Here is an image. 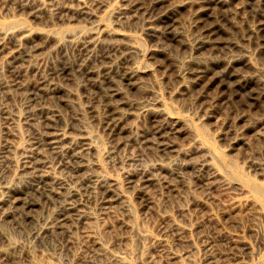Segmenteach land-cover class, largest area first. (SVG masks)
<instances>
[{
	"label": "rangeland",
	"instance_id": "obj_1",
	"mask_svg": "<svg viewBox=\"0 0 264 264\" xmlns=\"http://www.w3.org/2000/svg\"><path fill=\"white\" fill-rule=\"evenodd\" d=\"M155 2L0 0V264H264V0Z\"/></svg>",
	"mask_w": 264,
	"mask_h": 264
},
{
	"label": "bare ground",
	"instance_id": "obj_2",
	"mask_svg": "<svg viewBox=\"0 0 264 264\" xmlns=\"http://www.w3.org/2000/svg\"><path fill=\"white\" fill-rule=\"evenodd\" d=\"M168 0H156V2L154 3V5L152 6V8H150V9H148V10H146L147 11V13L149 14V15H156V16H159L160 14H161V16H160V18H158V21L160 20V23L162 24V26H167V24H169V22H170V20H171V18H172V16L170 15V14H168L166 11L164 12V4L167 2ZM168 3V2H167ZM216 4V3H215ZM141 5V4H140ZM206 6V5H205ZM132 8V7H131ZM135 8H137V6L135 7ZM129 9V8H128ZM133 9H134V6H133ZM139 9V8H138ZM139 10H141V9H139ZM138 10V11H139ZM142 10H143V8H142ZM173 10V9H172ZM128 11V10H127ZM137 11V10H136ZM136 11H135V13H136ZM171 11V10H170ZM131 12V11H130ZM133 13V12H132ZM131 13V14H132ZM142 13V12H141ZM138 14H140V13H138ZM137 14V15H138ZM170 15V16H169ZM175 15V14H174ZM141 16V15H140ZM147 17H148V15H146ZM84 17V16H83ZM174 18V17H173ZM125 19H127L126 17H125ZM135 19V18H134ZM141 20H142V18H141ZM139 21V20H138ZM133 22H135V21H133ZM140 22V21H139ZM128 23V22H127ZM172 23V22H171ZM152 24V23H151ZM155 25V24H154ZM98 26V25H97ZM158 26V25H157ZM161 26V25H160ZM216 26V25H215ZM158 28V27H157ZM164 28V27H163ZM260 28H261V26H260ZM161 29V28H160ZM93 30V29H92ZM167 30H170V29H167ZM261 30V29H260ZM166 31V30H165ZM101 32V31H100ZM96 34V33H95ZM168 34V33H167ZM213 34H214V29L213 28H209V29H206L204 32H203V41L200 43L201 44V47L202 48H205V47H211L212 49L213 48H215L214 47V45H215V43L213 42V40H212V37H214L213 36ZM98 35V34H97ZM96 35V36H97ZM105 35V34H104ZM95 36V37H96ZM98 37V36H97ZM3 39V38H2ZM216 40V39H215ZM87 41V40H86ZM80 42V41H79ZM74 43V42H73ZM98 43H99V37L98 38H93L92 39V41L91 42H89V44H92L94 47H97V45H98ZM199 44V45H200ZM76 45V44H75ZM103 45V44H102ZM114 46V45H113ZM82 47V46H81ZM112 47V46H111ZM78 48V47H77ZM90 48H91V46H90ZM200 48V47H199ZM83 49V48H82ZM103 49V48H102ZM110 49V48H109ZM113 49H115V48H113ZM117 49V48H116ZM215 49H217V48H215ZM218 49H219V47H218ZM118 50H119V48H118ZM204 50H206V48L204 49ZM207 50H208V48H207ZM95 51V50H94ZM98 51H99V49H98ZM106 51H108V50H106ZM210 51V50H209ZM84 52V51H83ZM92 52V50H88V47H85V53H83V54H88V55H90V53ZM111 52V51H110ZM115 52H118V51H115ZM214 53V52H213ZM81 54V53H80ZM96 54V53H95ZM106 54V53H105ZM114 54V53H113ZM121 54V53H120ZM102 55H104V54H101V56ZM83 56V55H82ZM126 56V55H125ZM96 57V56H95ZM99 57V56H98ZM104 57V56H103ZM106 57V56H105ZM100 59V58H99ZM123 60V59H122ZM125 60V59H124ZM82 61V60H81ZM21 63V62H20ZM103 63V62H102ZM88 64V63H87ZM82 65V64H81ZM86 65V64H85ZM117 65V64H116ZM78 66V65H77ZM80 66V65H79ZM78 66V67H79ZM87 66H89V65H87ZM202 66V65H201ZM200 67V66H199ZM81 68V67H80ZM88 68V67H87ZM122 68V67H121ZM120 68V69H121ZM205 68V67H204ZM63 69V68H62ZM72 69V68H71ZM74 69V68H73ZM78 69V68H77ZM123 69V68H122ZM61 70V69H60ZM84 70V69H83ZM87 70V69H86ZM90 70V69H89ZM106 70V69H105ZM124 70V69H123ZM208 70H210V69H208ZM93 71H94V68H93ZM92 71V72H93ZM61 72V71H60ZM59 72V73H60ZM91 72V73H92ZM137 71H133V72H131V71H129L128 73L127 72H125L124 74H122L121 76H120V79L122 80V81H132L133 79H134V77H135V75L137 74L136 73ZM209 72V71H208ZM54 73V71L52 72V74ZM55 73H57V71L55 72ZM62 73L65 75V73H67L66 72V70L64 69L63 71H62ZM101 73V72H100ZM228 73V72H227ZM89 74V73H88ZM121 74V73H120ZM192 76H193V78H196V80H197V82L199 83L203 78H204V76L206 75V72H204L203 71V69L202 70H200L199 69V71H191V73H190ZM229 74V73H228ZM117 75V74H116ZM226 75V74H225ZM55 76V75H54ZM54 76H53V78H54ZM57 76V75H56ZM43 77H45V76H43ZM88 77V76H87ZM223 77V76H222ZM225 77V76H224ZM231 77V76H230ZM89 78V77H88ZM117 78H118V76H117ZM103 79V78H102ZM110 79V78H109ZM45 80V79H44ZM46 80H48V79H46ZM62 80V79H61ZM105 80V79H104ZM226 80H228L227 78H226ZM87 81V80H86ZM95 81V80H94ZM39 82H41V81H39ZM48 81H46V83H47ZM93 82V81H92ZM109 82V81H108ZM107 82V83H108ZM49 83V82H48ZM105 83V82H104ZM123 83V82H122ZM134 83V82H133ZM195 83V82H194ZM197 83V84H198ZM40 84V83H39ZM59 84V83H58ZM41 85H43V84H41ZM46 85V84H45ZM107 85V84H106ZM109 85V84H108ZM199 85V84H198ZM95 86V85H94ZM48 87H50V86H48ZM53 87V86H52ZM55 87V86H54ZM47 89V88H46ZM48 89H50V88H48ZM52 89V88H51ZM107 89V88H106ZM38 90V89H37ZM119 91V90H118ZM37 92V91H36ZM115 92V91H114ZM112 95V94H111ZM36 96V95H35ZM39 99V98H38ZM110 100H112V99H110ZM109 100V101H110ZM113 101V100H112ZM108 107V106H107ZM119 107H121V106H119ZM156 107V106H155ZM119 109V108H118ZM112 110V109H111ZM108 111V110H107ZM123 111V110H122ZM163 111V110H162ZM158 112V111H157ZM112 113V112H111ZM121 114V113H120ZM154 114V113H153ZM119 115V114H118ZM115 116V115H114ZM113 117V116H112ZM53 118V117H52ZM55 118H57V117H55ZM163 119V118H162ZM49 121V120H48ZM47 121V131H48V133L49 134H47V139H48V141H50V144H51V147L53 148V150L55 149V150H57L58 148L59 149H64L65 151H67V153H71L72 154V157L74 158V160L76 159V160H78V158H77V155H76V152H78V151H76V148L74 147V146H72V145H70L69 143V145H65L66 144V139H65V136H63L61 133H59V131H61V130H59V131H55V132H51V124H49V122ZM109 121V120H108ZM119 121L121 122V120L120 119H115L114 121H113V123L111 124L112 125V127H113V129L112 130H118V128H119V126H118V123H119ZM165 121V120H164ZM152 122V121H151ZM163 122V121H162ZM51 123V122H50ZM44 124H45V122H44ZM153 124V123H152ZM53 125H55L54 123H53ZM62 125V124H61ZM154 125V124H153ZM44 127V126H43ZM55 127V126H54ZM54 127H52V128H54ZM57 127H59L58 125H57ZM110 127V126H109ZM109 129V128H108ZM174 129V128H173ZM121 131V130H120ZM154 132H153V134H154V137H155V141L157 140V142L155 143V144H157V146L159 147V148H164V147H166L165 145V138L167 137V134L169 133V131H172V129L169 127V125L167 126V125H165V124H159V125H157V126H155V128H154V130H153ZM69 132V131H68ZM117 132H119V131H117ZM123 134V133H122ZM170 135V134H169ZM46 136V135H45ZM44 138V137H43ZM153 138V137H152ZM45 139V138H44ZM39 140V139H38ZM47 141V140H46ZM48 141H47V143H48ZM71 141V140H70ZM82 141V140H81ZM83 142V141H82ZM47 143H45V144H47ZM77 144V143H76ZM79 145V144H78ZM66 146V147H65ZM81 146H82V144H81ZM78 147V146H77ZM84 147V146H83ZM82 148V147H81ZM86 148V147H85ZM58 149V150H59ZM165 149V148H164ZM81 150V149H80ZM84 150V149H83ZM38 151V150H37ZM50 151H51V149H50ZM62 151V150H61ZM87 151V150H86ZM60 152V151H59ZM58 152V153H59ZM82 152V151H81ZM85 152V151H84ZM83 152V153H84ZM29 153H31V152H29ZM32 154V153H31ZM64 154V153H63ZM79 154V153H78ZM82 155V154H81ZM38 156V155H37ZM67 156V155H66ZM29 157V156H28ZM31 157V156H30ZM42 157V156H41ZM49 157H51V156H49ZM52 157H54V156H52ZM61 157V156H60ZM81 157H83V156H81ZM71 158V157H70ZM29 159V158H28ZM61 159V158H60ZM60 159H59V161H60ZM63 159V158H62ZM65 159V158H64ZM81 159V158H80ZM32 160V159H31ZM76 160H75V162H76ZM35 161V160H34ZM33 161V162H34ZM65 161V160H64ZM73 161V160H72ZM79 161V160H78ZM83 161V160H82ZM27 162V161H26ZM37 162V161H36ZM40 162V161H39ZM38 162V163H39ZM65 163V162H64ZM29 164V163H28ZM36 164V163H35ZM75 164H77V163H75ZM40 165V164H39ZM65 165H66V163H65ZM35 166V165H34ZM36 166H38V165H36ZM35 166V167H36ZM140 166V165H139ZM203 166V165H202ZM201 166V167H202ZM206 166V165H205ZM208 166V165H207ZM30 167V166H29ZM28 167V168H29ZM39 167V166H38ZM78 167H79V165H78ZM199 167V166H198ZM68 168V167H67ZM77 168V167H76ZM75 168V169H76ZM80 169V168H79ZM210 169V168H209ZM38 170V169H37ZM146 170V169H145ZM199 170V169H198ZM206 170V169H205ZM208 170V169H207ZM74 171V170H73ZM201 171V170H200ZM213 171V170H212ZM34 172V171H33ZM47 172V171H46ZM72 172V171H71ZM78 172V171H77ZM197 172H199V171H197ZM204 172V171H203ZM211 171H209V173H210ZM35 173H37V172H35ZM75 173V172H74ZM144 173V172H143ZM207 173V172H206ZM211 174V173H210ZM74 175H76V177H77V174H74ZM40 176V175H39ZM90 176V175H89ZM142 176V175H141ZM140 176V177H141ZM207 176V175H206ZM211 176V175H210ZM210 176L208 177H205L204 179H206V178H210ZM36 177V176H35ZM201 178H202V176H200ZM39 178V177H38ZM31 179V178H30ZM40 179H41V177H40ZM203 179V178H202ZM203 179V180H204ZM202 180V181H203ZM210 180V179H209ZM204 181H206L207 182V180H204ZM30 182V181H29ZM35 183V182H34ZM39 183V182H38ZM106 185V184H105ZM206 185V184H205ZM211 185V184H210ZM228 185V184H227ZM38 187V186H37ZM109 188H110V186H108ZM71 190V189H70ZM72 191V190H71ZM106 192H108L107 190H106ZM13 193V192H12ZM72 193V192H71ZM18 196V195H17ZM66 197H68V196H66ZM72 197V196H71ZM10 198V197H9ZM69 198V197H68ZM101 198V197H100ZM70 199V198H69ZM8 201V200H7ZM14 201H15V199H14ZM15 204V203H14ZM103 204V203H102ZM67 206V205H66ZM68 207H69V205H68ZM67 208V207H66ZM15 209V208H14ZM22 210V209H21ZM67 210V209H66ZM23 212V211H22ZM11 213V212H10ZM68 213V212H67ZM69 214V213H68ZM18 215V214H17ZM64 220V219H63ZM51 238V237H50ZM37 239H39V238H37ZM48 239V238H47ZM9 253V252H8ZM3 258V257H2ZM15 258V257H14ZM17 259V258H16ZM15 259V260H16ZM8 261V260H7ZM6 261V262H7ZM20 260H18V262H19ZM3 263V262H2ZM12 263V262H11ZM10 263V264H11Z\"/></svg>",
	"mask_w": 264,
	"mask_h": 264
}]
</instances>
